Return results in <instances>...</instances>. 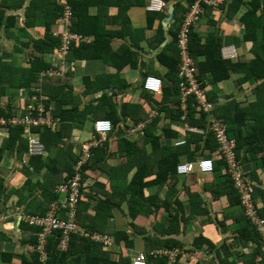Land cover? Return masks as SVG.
<instances>
[{
    "label": "crops",
    "instance_id": "crops-1",
    "mask_svg": "<svg viewBox=\"0 0 264 264\" xmlns=\"http://www.w3.org/2000/svg\"><path fill=\"white\" fill-rule=\"evenodd\" d=\"M41 1L32 0L30 2L38 5ZM1 2L4 6L5 1L0 0ZM149 2L150 0H144L143 4L130 5L128 10L121 11L119 14V9L112 5L114 2L110 0L111 6L102 18L103 26L108 31L123 33L126 29L124 37L120 40L117 38L113 40V49L117 52L122 50V45H126L138 55L137 67L128 66L118 69L101 60H91L92 50L81 47L84 43L90 45L94 37L87 39L81 45L77 44L76 48H81L78 53L65 56L60 50H56L46 56V61L50 65L48 67L55 70L60 69L61 72L58 76L48 75L49 79L42 83L43 88L46 86L47 94H50L53 99L51 109L61 119H57L60 122L57 129L64 128L69 122L74 127L71 137L66 134L65 140L75 145L73 151L76 155L82 154L83 145L86 142L97 138L96 121L112 119L116 122L108 140L97 150L93 169H90L89 178L85 181L83 202L89 203V210L85 214L91 217L87 220L96 228L95 233L110 236L108 232H112V229L127 233L133 248L128 247L125 241H121L120 244L112 241L108 246L103 244L106 251L110 253V260L118 264L127 262L130 264L137 255V258L140 255L143 257L142 253L148 249H155L163 254L178 253L176 264H264V255L258 254L262 253L261 246L252 242H245L247 245L245 246L240 238L242 228L234 218L239 217L241 212L236 198L227 194L228 186L224 176L227 174L224 167H219L214 171L213 163L214 172L199 173L194 170L188 175H176L177 179L169 183L173 186L170 199L178 198L183 205V213H180L183 219L172 236L164 232L166 229L163 223L164 210L152 211L149 215L142 213L136 219H132L127 202L122 199L131 179L139 169L144 171L147 180L153 181L159 174L165 157H170V160L177 159V165L211 157L207 151L202 154L194 151L193 145L189 147L183 146L184 143L177 145L179 142H185L188 134H192L187 130V125L194 126L190 124L192 120L190 109L188 108L187 116L183 118L184 111L181 105L177 104V100H163L162 98L163 89L167 86L171 87L172 82L168 68L160 63L158 56L165 46L174 40L175 34L178 36L180 27L178 29L177 24L175 26V15L178 17L182 12L185 16L189 0H175L167 4L165 6L167 12L157 17L152 27L148 26L147 18V12H154L148 10ZM176 2H181L182 8L175 9ZM61 3L66 2L61 1ZM25 4V8L31 5H27V0ZM13 8L14 6L9 8L12 10L6 15L0 12V18L4 16L6 22V26L0 28V52L7 56L6 58H11L7 61L14 65L12 72L19 70L27 74L34 69L29 65L31 52L18 41H24L30 45L33 43L25 39L14 27L8 28V22L10 23L14 16H16L14 26L25 28L28 22L21 14L22 9ZM57 8L59 7L55 4L41 23L38 24L37 21L33 28L30 26L27 30L35 40H40L48 34L47 23L52 22L51 29H54V32L62 30L61 25L57 23V26L56 22L53 23L58 13ZM244 11L246 9L241 6L238 12L230 18L226 16L227 13L222 7L207 9V11L205 9L204 15L195 26V31L202 41L201 45L205 46L209 39L219 38L221 39L219 53L222 60L246 63L251 58L253 59L257 45L253 40L246 39L245 31L239 23V18ZM92 14H99V10H93ZM117 17L118 20L124 22V26L115 23ZM159 23L162 24L161 28H159ZM37 28L39 29L36 30ZM17 47L22 49L17 51ZM225 47L233 48L234 58L225 59L223 57L221 49ZM199 48L208 53L206 48L202 46ZM206 56L207 54L198 56V62H205ZM115 60L117 59H113ZM244 72V68L231 72L227 79L219 82H212L211 74L208 73L204 77V96L207 93L210 96L214 94L218 100H223V102L215 103L218 106L231 97L240 101L242 106L246 105L253 99L258 82L254 79L243 81ZM14 75L18 77L17 73ZM149 78L162 82L159 94L145 90L144 83ZM5 79V82H8L6 77ZM21 80L22 78L18 77L15 83ZM0 85H5L8 91L17 90L16 93L15 91L8 92V96L13 99L21 93L23 88L28 95L32 90L30 87L10 86L8 83L1 82V79ZM142 90L145 93L143 95H141ZM151 95L155 96L151 98ZM250 95L252 98H249ZM8 96H3L4 98L0 100L1 105L9 102ZM5 97H8L7 102L4 100ZM13 99L12 104L15 102ZM190 103L191 100H189V105ZM178 109L183 112L180 119L176 117ZM212 113L222 123L220 115H217L215 111ZM198 116L200 115L195 110L193 119L199 120ZM0 132L4 133V131ZM254 140L252 153L247 154L246 145L240 151L241 169L245 176L251 178L253 181H250L256 185V201L264 217V135ZM181 148H189L188 153L191 154V160H188L187 155L183 153L180 156L176 154L177 149ZM52 154L56 155L57 152ZM169 154L174 155L169 156ZM211 158L219 161L216 153ZM16 161L14 158L7 157L0 165V179L7 188L6 193L11 195L9 200L6 199L7 203L0 213V264L31 263L36 251L29 242L34 233L25 226L21 216H36V212L44 208L48 211L53 202L47 201V193L41 187L42 184L49 188L53 186L51 194H54L55 187L57 188L60 183L67 180L66 172L60 179L54 178L52 186L42 175L29 181L21 169L23 163ZM45 190L50 189L45 188ZM157 190L158 186H153L146 189L145 193L147 196L154 195ZM166 191L167 187L159 193L161 199L165 198ZM109 196L112 199L111 203L120 202L121 206L113 208L112 214L101 217L99 212L97 214V206L100 200H105ZM65 198L60 195L58 201L65 200ZM80 210L82 211V208ZM67 218L68 215L63 212V219L67 220ZM100 225L104 226L107 232H100ZM160 244L163 246L160 247ZM167 246L173 249L169 250ZM6 255H11V259L6 260ZM95 256L100 258L99 252ZM99 258L95 259V264H99ZM88 259H91V255ZM88 259L76 254L70 259V263L92 264ZM143 264H146L144 260Z\"/></svg>",
    "mask_w": 264,
    "mask_h": 264
},
{
    "label": "trees",
    "instance_id": "trees-1",
    "mask_svg": "<svg viewBox=\"0 0 264 264\" xmlns=\"http://www.w3.org/2000/svg\"><path fill=\"white\" fill-rule=\"evenodd\" d=\"M5 1L4 6L3 3H0V12L3 14H8L10 12L9 8L15 9L16 7L20 10L22 9V16L25 20H28L25 28H19L14 26L16 22V16L8 22V28H13L21 33V35L25 38L30 40L33 44L30 45L29 43H24V41H18L22 46L30 50L31 52V60L29 61V65L34 68L32 71L28 72L27 74L21 73L22 71L16 70L11 71L14 65L7 61L11 58H6L0 52V79L1 82L5 84H10V86L16 87H30L31 94H37L39 97L42 98L41 103L34 102V109H26L19 108L12 104V97L8 103L5 105H1L0 103V118L6 120V125L0 124V131H4L3 138L0 143V165L2 162L8 158H14L17 163L22 164L23 168L22 171L29 181H32L33 178H37L39 175L49 183L51 186L53 185V179L62 177L67 172V180L68 181L72 176L75 175L76 171L74 170V164H77L83 158V153L80 155H76L74 153L75 145L65 140L66 134L71 137V133L73 130V125L69 122L62 129H57L58 118L57 115L51 109V102L52 97L50 94H47L46 86L43 88V84L48 77V73L52 71L50 67H48V63L46 61V56L52 54L56 50H60L62 52V41L61 36L65 32V27L61 25L60 21L63 18V14L65 13L66 7L70 8L72 14V27L71 31L73 33L80 35L85 38L84 41L77 43L81 45L87 39L93 38L94 40L90 45L82 44V49L89 48L92 50L91 60H101L105 62L107 65L112 67H117L118 69H122L125 67H137L138 64V55L130 50L126 45H122V50H118L117 52L113 49V40L117 38L120 40L124 37L126 33V29L123 33L116 31H108L103 26V15L106 14L110 8V0H42L38 5L32 3L27 0V8L24 7L26 0H2ZM35 1V0H34ZM61 1L66 2L65 4L61 3ZM114 4L119 10V14L121 11H126L130 7V5H138L143 4L144 0H112ZM121 1V2H120ZM166 5L172 3L175 0H164ZM197 0H189V4L187 7L190 8L192 4H194ZM56 4L58 13L56 17L53 19V23L57 25H61L62 30L59 31L56 35L54 29H51L53 26L52 22L47 23L46 28L48 30V34L40 39L35 40L31 34L28 33V29L30 26L33 28L38 21V24L41 23L45 16L49 15L51 12V7ZM225 5V6H224ZM241 6H244L246 11L244 14L240 16L239 23L245 31L246 39L253 40L255 46V57L249 61L244 63L243 61L232 62L230 60H222L220 57V45L221 39H209L204 45H201V40L199 39L197 32L195 31V24L190 27L189 32V52L194 60L197 68H198V77L197 80L200 83V86L205 89V81L204 77L210 73L212 82H219L222 80L227 79L231 72L240 71L242 68L245 69V79L243 81L249 80H256L258 82L256 86V90L254 91V97L252 100L248 101L247 104L242 106L240 101H237L235 97H231L226 99L224 103H219V101L223 102V100H218L214 94L210 96L207 93L204 96L205 101L209 102L213 107V112H217V115H220L222 123L226 126V133L227 136L230 138H234L236 140L237 148V162L238 167L241 168V150L246 145L247 147V154L252 153L254 148L255 138H259V136L264 135V0H228L224 4L220 6L222 7L223 11H226L227 17H232L235 13L238 12ZM182 8L181 2H176L175 9ZM205 9L207 11L215 8L204 7L202 16L205 13ZM93 10H99V14L94 15ZM164 11V12H163ZM165 11L167 12L166 8H163L162 12H147L148 18V26L152 27L154 21L157 17H161L165 15ZM186 11V14H187ZM207 13V12H206ZM2 14V15H3ZM20 14V15H21ZM182 12L180 15L176 17L175 15V26L177 24L179 33L181 28L184 25L185 17ZM210 14V13H209ZM167 15V14H166ZM168 17V15H167ZM42 20V21H41ZM200 21V20H199ZM115 23L121 26H124V22L118 20V17L115 19ZM57 25V26H58ZM6 26L5 17L0 18V28ZM162 27V24L159 23V28ZM128 31V29H127ZM178 38L175 34L174 40L167 46H165L162 53L158 56V60L160 63L167 67L169 70V78L172 82V86L165 87L163 89V100H177V104L180 105V85L182 83V79L179 78L178 73L181 66V56H180V47L178 45ZM77 44H73L72 48L70 49V53H78L81 48H76ZM206 48L208 53L199 47ZM22 48L17 47V51H20ZM207 54V60L205 62H198V56ZM11 57V55H9ZM113 59H117L113 61ZM50 66V65H49ZM50 68V69H49ZM17 73V76L22 78L19 83H15V80L18 78L14 74ZM45 75V77H44ZM5 77L7 78L8 82H5ZM14 82V83H13ZM2 84V83H1ZM35 84H39V91ZM46 85V84H45ZM7 88L5 85H0V100L4 98L3 96H8ZM143 91V90H142ZM173 91V92H172ZM145 94L144 91L141 95ZM152 96L155 95H151ZM155 100V99H154ZM191 103L189 105L190 109V116L192 117L191 125L195 127L202 128L204 133L203 134H188L186 137V141L184 142L183 146L189 147L190 145L194 146V151H199V153H204L205 151L208 152L209 156L219 155L218 153V144L213 136V132L210 129L209 124L207 123L208 115L201 114L197 117L199 120H194L193 115L196 110L195 99L191 98ZM38 101V100H37ZM33 102V100H30ZM177 105V106H178ZM39 106L42 107L44 110L41 112L39 110ZM218 108L216 109V107ZM261 111V112H260ZM31 112V113H30ZM27 113H30L31 117H37L39 115L43 117H52L53 121L51 125L46 124H38L35 125L31 123V125L23 124V123H16L14 124L13 121L15 119L24 118ZM183 112L178 109L176 111V117L180 119V116ZM215 114V113H214ZM58 119V120H57ZM112 126L115 125V120H110ZM63 123V122H62ZM113 130V129H112ZM247 130V132H246ZM67 131V132H66ZM112 132V131H111ZM110 132V133H111ZM109 133V134H110ZM98 134V133H97ZM34 135L35 139L40 143L44 144L46 153L42 155L32 156L30 154V139L29 136ZM109 135L107 136L106 140H102L100 135L98 134L97 138L94 139L97 144L93 146V156L92 158L85 163L83 167V176L84 181L89 178L88 172L90 169H93V162L94 156H96L97 150L99 147H102V144L108 140ZM168 149V148H167ZM178 153L176 154H185L188 157V160H191V154L188 153V149H177ZM48 152V153H47ZM53 152H57V154H52ZM175 154V153H174ZM174 154H169V156H173ZM81 156V158H80ZM210 159L214 163V171L224 167L226 170V184H227V194L233 195L237 200V206L240 208V216L235 217V221L239 223L242 230L240 231V238L242 241L245 242H252L255 244L260 245V249L262 253H258L259 255H264V245L262 243V239L260 236L255 232V230L251 226V222L246 218L244 209L240 204V195L237 189L234 186V181L232 180L231 175L228 172V164L227 161L218 158V162L215 161L213 158ZM190 158V159H189ZM176 166H177V159L170 160L169 158L165 157L164 163L162 168L160 169L159 174L157 175L156 179L153 181L146 179V174H144L143 170H137L133 178L131 179L128 188H126L124 197L129 208V212L131 214L132 219H136L139 214H151L152 211L164 210L165 216L163 218V223L166 226L164 230L165 234L168 236H172L174 232H176V228H178L180 222L182 221V217L180 213H183V205L180 203L178 198L174 200L170 199V194L173 192V186L169 185V183L173 180L177 179L178 175L176 173ZM46 169L47 171H45ZM213 171V172H214ZM188 175V174H187ZM1 178V175H0ZM248 180H252L251 178ZM253 181V180H252ZM153 186H158V190L154 195L147 196L145 190L151 188ZM256 186V185H255ZM45 193H47L46 198L47 201H52L49 210L47 211L46 208L42 209L41 211L38 210L35 214L36 216H47L54 203H56L60 199V195L56 192V187L54 189V194H51V188L45 187L43 184L41 186ZM167 187L166 196L164 199L159 197V193ZM45 188L50 190H45ZM7 188L3 185L2 180L0 179V213L4 209L7 200H9L11 195L6 193ZM172 191V192H171ZM6 194L5 196H3ZM129 195V197H127ZM54 198H53V197ZM92 196V195H91ZM7 199V200H6ZM5 200V201H4ZM254 200L256 201V192L254 194ZM112 199L111 196L107 197L105 200H100L98 204V211L101 217L104 215L112 214L111 211L115 207H120V202L111 203ZM258 206V205H257ZM89 203H84L83 201L80 203L79 206V213L77 217V222L80 226H82L86 232L93 234L95 233V227L93 224H90L87 220L91 217L88 214H85L89 210ZM82 208V211L80 210ZM259 213L261 214V209L259 208ZM191 211V210H190ZM67 212L64 211V214ZM262 215V214H261ZM69 220V217L67 218ZM66 220V221H67ZM27 228L32 230L34 235L32 239H30V244L34 246L36 254H34L33 260L31 263L26 264H71L70 259L79 254V256L88 257L89 262L95 264L96 258L95 254L99 252V264H118L117 262H112L110 260V253L106 251V247L103 244H99L98 242L94 241L92 238L86 236H72L70 239V246L67 251L61 249L60 245L63 240V232L56 231L54 234L48 235L49 243L47 244V252L48 258L44 262L42 260V254L38 251V245L40 240V233L41 228L37 226H31L26 222H23ZM96 224V220L94 222ZM133 226V224H131ZM99 227V226H98ZM104 226L99 227L100 232H107ZM93 231V232H91ZM111 242L115 241V243L120 244L121 241H125V244L128 247L133 248L131 244V240H129L128 235L126 232L123 231H109ZM103 235V234H102ZM92 240V241H91ZM148 240V239H147ZM96 242V243H95ZM172 244V243H170ZM177 245V244H176ZM107 246V245H105ZM160 247L163 246L162 244L159 245ZM169 250L173 248L171 246H167ZM160 252L155 249H148L143 254V259L146 264H168L169 257H159L155 253ZM168 255H175L172 264L177 263L178 253H168ZM138 256V255H137ZM130 264H133L135 258ZM11 255H6L5 259L10 260ZM163 258V259H160ZM102 260V261H101ZM26 261V260H25ZM125 262V261H124ZM126 264H129L128 262Z\"/></svg>",
    "mask_w": 264,
    "mask_h": 264
},
{
    "label": "built area",
    "instance_id": "built-area-1",
    "mask_svg": "<svg viewBox=\"0 0 264 264\" xmlns=\"http://www.w3.org/2000/svg\"><path fill=\"white\" fill-rule=\"evenodd\" d=\"M226 0H198L194 4L190 5L188 9L185 22L181 31L179 33L178 45L181 49V66L179 69L178 76L182 79L180 85V105L184 111V117L187 116L189 108V100L194 98L196 104V110L198 115L205 114L208 115L207 123L210 126L213 136L218 144V157L227 161L228 172L234 181V186L240 195V204L244 209L246 218L251 222L252 228L255 232L262 238L264 244V217L259 213V209L254 200L255 187L253 183L248 180L241 168L238 167L237 154H236V140L227 136L226 128L222 123L213 116L212 105L205 101L204 90L200 86L198 77V68L192 59L189 52V32L190 27L197 24L199 21L202 4L207 6H218ZM164 6V2L161 0H151V6L148 7L150 10H160ZM60 23L65 27V32L61 36L62 41V52L64 55L68 54V51L72 48L75 43H80L85 40L84 37L77 35L71 31L72 27V14L69 7H66L65 13ZM221 53L224 58H234L235 54L233 50L229 47L222 48ZM60 73V72H59ZM59 73L51 72L50 76H58ZM45 77V75H44ZM158 82V83H157ZM145 88L154 92H161V83L156 79L149 78L145 82ZM34 109V108H33ZM39 110L43 112L41 106ZM31 113V112H30ZM53 119L52 117H43L41 115L37 117H31L30 114L26 115L24 118L15 119L13 121L16 123H23L31 125V123L46 124L51 125ZM1 125H6V120L0 121ZM113 126L109 120H98L95 122V130L100 135L102 140H106L109 133L112 131ZM187 130L189 133L203 134L202 128L195 126H188ZM183 142L177 143V145H182ZM97 142L94 140L89 144L83 145V159L77 164H74L75 175L72 176L68 181L60 183L57 188V194L65 196L63 202H57L53 205L50 213L47 216H28L23 215L22 219L31 226H37L42 229L40 233V240L38 245V251L42 254V260L45 262L48 258L47 252V242L48 235L52 234L54 231L59 230L63 232V240L61 242V249L68 250L70 246V239L73 235L81 234L91 237L94 241L102 243L104 245H110L111 239L99 233L89 234L85 229L80 226L77 222V217L79 213V205L85 197L84 190V176L83 167L86 162H88L92 156V148ZM45 146L35 139V137L30 138V154L33 156L42 155L44 153ZM211 161V167L205 168L203 162ZM197 170L200 173H211L213 171V162L210 158L199 159L196 162H184L180 163L176 167V173L178 175H187ZM62 210L67 211L69 220H63L60 216ZM143 257L140 255L134 262V264H143ZM173 260V258H170ZM172 264V262L170 263Z\"/></svg>",
    "mask_w": 264,
    "mask_h": 264
},
{
    "label": "rangeland",
    "instance_id": "rangeland-1",
    "mask_svg": "<svg viewBox=\"0 0 264 264\" xmlns=\"http://www.w3.org/2000/svg\"><path fill=\"white\" fill-rule=\"evenodd\" d=\"M151 6V3H149V5H148V7H150ZM161 10V9H160ZM159 10V11H160ZM39 28H37L36 30H38ZM58 32H57V30H56V32H55V34H57ZM35 86H37V89H38V91H39V84H35ZM9 91H15V93L17 92V90H9ZM9 91H6V92H9ZM22 91H25L24 90V88L21 90V93L18 95V96H16V98L15 99H13V100H15V102H13V104L14 105H19L18 107L19 108H25V110L26 109H30V110H32L33 108H34V105H31V104H34V102H37V103H41L42 102V98L41 97H39L37 94H29L28 95V92L27 91H25V92H22ZM13 92H12V94H13ZM9 97V96H8ZM8 97L6 98L5 97V102H7L8 100H11V98H9L8 99ZM249 98H252V95H250L249 96ZM8 99V100H7ZM30 100H33V102H30ZM38 100V101H37ZM27 114H30V113H27ZM3 120H5V119H3V118H0V121H3ZM2 133L3 132H0V143H1V140H2ZM94 141V140H93ZM92 141H88V142H86V144H89V143H91ZM1 169V168H0Z\"/></svg>",
    "mask_w": 264,
    "mask_h": 264
},
{
    "label": "bare ground",
    "instance_id": "bare-ground-1",
    "mask_svg": "<svg viewBox=\"0 0 264 264\" xmlns=\"http://www.w3.org/2000/svg\"><path fill=\"white\" fill-rule=\"evenodd\" d=\"M198 1V0H197ZM226 1H228V0H226ZM225 1V2H226ZM225 2H223L222 4H224ZM222 4H219L218 6H207V5H204V4H202V11H201V15H202V12H203V8L204 7H209V8H219ZM201 15H200V17H201ZM199 20H200V18H199ZM199 22V21H198ZM232 50H233V48H231ZM233 52H234V50H233ZM254 185V184H253ZM254 187H255V185H254ZM64 200H61V201H58V202H63ZM51 211V210H50ZM67 212L66 210H62L61 212H60V216H61V218L63 219V212ZM50 213V212H49ZM48 213V214H49ZM28 216H30V215H28ZM22 217H23V215L21 216V220H22V222H25L23 219H22ZM64 220V219H63ZM56 231H59V230H56ZM56 231H54L52 234H54ZM86 231V230H85ZM41 232H42V229H41ZM62 232V231H61ZM88 233V232H87ZM90 234V233H89ZM79 235H81V234H76V235H73V236H79ZM81 236H83V235H81ZM84 236H86V235H84ZM87 237V236H86ZM89 238H91V237H89ZM262 239V238H261ZM49 243V239H48V242H47V244ZM262 243H263V240H262ZM264 245V244H263ZM69 249V248H68ZM65 251H67V250H65ZM157 256H159V257H169V263L168 264H170L173 260H174V258H175V255H168V254H163L162 252H157V253H155ZM170 258H173V260H170Z\"/></svg>",
    "mask_w": 264,
    "mask_h": 264
},
{
    "label": "clouds",
    "instance_id": "clouds-1",
    "mask_svg": "<svg viewBox=\"0 0 264 264\" xmlns=\"http://www.w3.org/2000/svg\"><path fill=\"white\" fill-rule=\"evenodd\" d=\"M161 1H163L164 2V6L161 8V10L159 11V10H150V9H148L149 11H154V12H161L162 10H163V8H165V6H166V3H165V1L164 0H161ZM149 3H151V0H150V2ZM189 9V8H188ZM56 35V34H55ZM178 36H179V34H178ZM222 50V49H221ZM70 52H71V50L70 51H68V54H70ZM62 54H63V52H62ZM67 54V55H68ZM235 54V53H234ZM64 55V54H63ZM67 55H65V56H67ZM225 59H232V58H225ZM51 72H54V73H59V72H61V70L60 69H57V70H55V69H52V71ZM51 72H49V73H51ZM49 73H48V75H49ZM159 81V80H158ZM146 82V81H145ZM158 83V82H157ZM160 83H161V89H162V82L160 81ZM144 88H145V83H144ZM145 90H147L146 88H145ZM147 91H149V92H152V93H155V94H159L158 92H154V91H150V90H147ZM110 121V120H109ZM31 137H34V135H30L29 136V139L31 138ZM46 153V150H44V153L43 154H45ZM33 156V155H32ZM219 158V157H218ZM213 162V161H212ZM203 166L205 167V168H210L211 167V161H205V162H203ZM200 173V172H199ZM84 183H85V181H84ZM83 201V200H82ZM81 201V202H82ZM80 206V205H79Z\"/></svg>",
    "mask_w": 264,
    "mask_h": 264
}]
</instances>
